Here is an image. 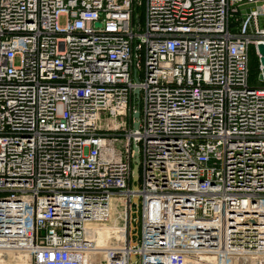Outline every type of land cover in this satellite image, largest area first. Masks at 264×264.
<instances>
[{"label":"built area","instance_id":"2783aa9c","mask_svg":"<svg viewBox=\"0 0 264 264\" xmlns=\"http://www.w3.org/2000/svg\"><path fill=\"white\" fill-rule=\"evenodd\" d=\"M260 16L0 0V264H264Z\"/></svg>","mask_w":264,"mask_h":264},{"label":"water","instance_id":"95a60500","mask_svg":"<svg viewBox=\"0 0 264 264\" xmlns=\"http://www.w3.org/2000/svg\"><path fill=\"white\" fill-rule=\"evenodd\" d=\"M96 26H100V25H99V24H96ZM258 50H259L260 54L262 55L260 61H261L262 64H264V44H260V45H258ZM135 93H137V90L135 91ZM134 118H136V119L139 118V112H138V111H136V113H134ZM133 127H134V129H137V128H138V123L135 122L134 125H133ZM135 150H137V149L135 148ZM138 161H139V160L136 158V159H135V162L137 163ZM132 181L135 183L134 186H133V190H134L135 192H138V191H139V187H138V185L136 184V182L138 181L137 164H135V165L133 166V170H132ZM133 202H134L135 204L138 203V196H137V195H135V197H134V199H133ZM133 245H136V243L133 242ZM131 260H132V262H134V261L136 260V257L133 255V256L131 257Z\"/></svg>","mask_w":264,"mask_h":264},{"label":"rangeland","instance_id":"374dc122","mask_svg":"<svg viewBox=\"0 0 264 264\" xmlns=\"http://www.w3.org/2000/svg\"><path fill=\"white\" fill-rule=\"evenodd\" d=\"M255 7H256L255 5H249V6L247 5L244 8L241 7L240 10H241V12H250L251 10L255 9ZM141 13L143 14L142 11H140V14ZM258 22H259L260 28H264V16H260ZM61 24H64V19L61 20ZM257 65H258V63H255V66H257ZM256 73H257L256 69H253V71H252L253 76L251 77L252 80L254 77H256ZM118 210H119V208H118ZM116 217H117V219H116ZM113 221H116L118 224H121V219H118L117 213L114 215Z\"/></svg>","mask_w":264,"mask_h":264},{"label":"trees","instance_id":"16d2710c","mask_svg":"<svg viewBox=\"0 0 264 264\" xmlns=\"http://www.w3.org/2000/svg\"><path fill=\"white\" fill-rule=\"evenodd\" d=\"M140 11L143 12L142 9H140ZM142 20H143V14L141 13L140 14V21H142ZM255 63H258V59L255 55L254 49L251 48L250 49V73H251V77L253 76V74H252L253 69H256V71H257V68H258V65L255 66Z\"/></svg>","mask_w":264,"mask_h":264},{"label":"bare ground","instance_id":"6f19581e","mask_svg":"<svg viewBox=\"0 0 264 264\" xmlns=\"http://www.w3.org/2000/svg\"><path fill=\"white\" fill-rule=\"evenodd\" d=\"M111 230L110 229H106L105 231H102L100 233V237H99V242H104L106 241V239H108V237L111 235Z\"/></svg>","mask_w":264,"mask_h":264}]
</instances>
